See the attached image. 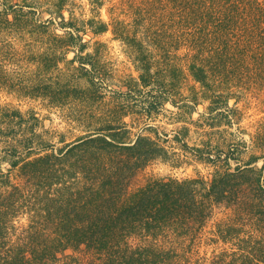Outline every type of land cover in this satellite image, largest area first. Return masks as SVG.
Listing matches in <instances>:
<instances>
[{
  "label": "rangeland",
  "instance_id": "rangeland-1",
  "mask_svg": "<svg viewBox=\"0 0 264 264\" xmlns=\"http://www.w3.org/2000/svg\"><path fill=\"white\" fill-rule=\"evenodd\" d=\"M93 1L0 0V14L14 21L8 26L0 20V264H9L14 252L32 264L86 261L72 249L53 255L52 247H57L50 239L45 245L51 248V256L40 259L47 230L60 215L45 206L44 210L43 202L29 199L27 191L36 195V182L30 183L21 172L24 162L51 151L58 154L80 137L121 128L118 136L123 145L145 136L175 160L172 164L168 157L153 160L127 183L132 189L150 178L209 176L215 163L194 158L197 149L208 148L224 157L234 148L238 161H230L232 167L252 157L258 158L253 167H264L260 101L247 95L232 97L217 111H208L210 101L202 97L200 84L191 76L195 51L190 50L197 48L204 56L211 43L207 38L213 37L201 26H191L197 9L194 12L191 6L173 16L154 3L158 0H100L99 8L92 6ZM14 4V12L4 14ZM139 13L142 17H131ZM113 18L135 28L142 51L115 39L111 31L98 36L90 31L88 20L109 24ZM63 19L74 27L62 25ZM80 30H85L81 39L71 42L69 33L75 36ZM145 62L151 74L148 86L140 79ZM25 138L37 151H29ZM177 158L181 161L176 165ZM15 161L17 166L10 168ZM25 183L29 188L22 193ZM8 192L14 195L12 204L3 201ZM54 193L49 191L47 196L54 200ZM221 217H226L224 210H215L214 218ZM36 229L45 236L34 234ZM33 244L38 249L31 255ZM213 249L204 246L200 253L210 254Z\"/></svg>",
  "mask_w": 264,
  "mask_h": 264
},
{
  "label": "trees",
  "instance_id": "trees-1",
  "mask_svg": "<svg viewBox=\"0 0 264 264\" xmlns=\"http://www.w3.org/2000/svg\"><path fill=\"white\" fill-rule=\"evenodd\" d=\"M156 2L173 16L192 6L199 12L192 17L191 26H201L213 34L207 38L211 43L204 56L197 48L190 50L195 51L190 73L200 84L202 97L210 101L208 111H217L232 97L237 100L246 95L264 106V0ZM99 5L100 0L93 1L92 6ZM16 6L6 7L4 14L14 12ZM57 7L61 9V3ZM139 15L131 17H142ZM3 16L0 14V20L8 26L14 23L7 19L8 14L6 19ZM59 19L61 23V16ZM88 23L94 35L111 31L115 39L142 51L141 42L135 38L137 31L124 21L113 18L108 24L90 19ZM62 25L74 27L64 19ZM84 33H69V39L79 41ZM144 34L149 40L150 36ZM143 64L140 79L148 86L151 74L147 63ZM102 131L66 144L58 154L51 151L22 165V176L30 183L35 181L38 189L36 195L27 191L29 199L43 202V207L60 215L47 230L40 259L51 256V248L45 245L50 239L57 247L51 246L53 255L72 249L86 259L78 264H264V167L252 166L257 157L232 167L230 161H238L234 148L224 157L208 148L197 149L194 158L215 163L209 176L150 178L132 189L127 183L153 160L167 161L168 157L171 164L175 160L148 137L138 136L134 144L125 146L118 136L121 128ZM106 131L108 134H104ZM259 139L263 143L264 138ZM24 143L29 151L35 150L29 138ZM40 149L46 152L42 146ZM180 161L177 158L176 165ZM28 183L23 184L22 193L29 188ZM49 191L55 192L54 200L47 196ZM13 196L8 192L3 201L12 204ZM221 209L226 217L216 220L215 210ZM41 232L36 229L34 234L45 236ZM31 240L35 242L36 238L31 236ZM204 246L214 249L201 255ZM37 249L33 244L31 255ZM12 257L9 264H32L19 252Z\"/></svg>",
  "mask_w": 264,
  "mask_h": 264
}]
</instances>
